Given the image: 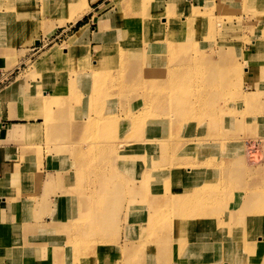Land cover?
<instances>
[{
    "label": "rangeland",
    "instance_id": "374dc122",
    "mask_svg": "<svg viewBox=\"0 0 264 264\" xmlns=\"http://www.w3.org/2000/svg\"><path fill=\"white\" fill-rule=\"evenodd\" d=\"M25 1L27 3L28 0ZM104 1L107 5L110 3V0H101L99 4L92 6L95 9V12L99 13V17L109 12V10L101 12L102 9L100 8V5ZM116 1L117 0H111V7L114 8V15L112 17L113 24L110 27L116 23L118 11ZM169 1L170 0H132L133 8L135 7L133 13H135L137 18H142L141 25H147L151 30V35L148 36V39L147 36L141 37V41L144 43H140L141 47L144 48V51H149V54L152 49H155L151 47L150 44L152 39L155 41L157 36H160L161 34L165 36L170 33L175 25L173 24L174 22L176 23V21H179L181 23V21L190 20V17L194 14L200 16V20L197 21L198 23H195L193 26L194 29L185 30L183 34L179 31L178 36L175 37L174 40L167 35L173 40V42L176 41V44L174 48H172L173 46L171 47L170 43L168 46H164L165 49H159L165 57V65L160 66L159 64L161 72H164V79L161 80L159 86H157L158 82H155L154 85L148 84V88L150 93L153 94V92H151L153 88L155 93L157 90H162L161 87H163V91L166 89V94L169 93L168 98H172L174 95L180 94L181 92L183 93L185 90L189 89V85L195 81L194 71H192L194 67L207 68V70L211 72V75L215 77V81L210 90L211 101L206 105L202 104L207 108L206 111H204L203 109L205 108H203L200 116L195 120L196 122L192 120L190 123H187V119L178 123V117L173 112H168L166 114L167 116H161L160 118L153 115L151 118L152 122H150L151 127H145L144 130L146 131L143 133L140 132L133 137L135 131L126 130L125 127L120 126L115 128L114 122L118 121V118L124 119L121 120V122H126L128 118L130 119L128 116L130 109L129 105L134 103V101L132 102L131 100H134L137 96L135 94H130L128 97L122 95H109V92H117L116 90L119 88L117 87L115 89V87L113 88L111 85L98 87L96 89L93 87L85 88L83 93L77 94V99L80 100L82 96H88L86 99H89V108L86 110L89 112L90 117L88 121L81 126V128L83 127V134H80L79 136H69L67 133H57V131H60L61 128L64 127L61 126L63 125L62 122L65 120V117L67 119L76 113L75 109L68 102L67 96H69V94H67L66 90L62 88L65 92L64 97L61 98L60 96L61 99H59L60 102L63 100L66 101L65 109H61V106H59L60 102L48 100L47 98H51L50 95H42L41 97L46 98L44 99L42 108L38 111L42 115H48L47 120H44V122L41 123H44L48 127L49 137H47L44 144L42 143L40 150H42L43 153L44 151L47 154L51 153L54 151V149L51 148L53 145L56 147V151L60 153H71L72 155V151L74 150L73 146L78 148L82 147L84 149H80V151L86 152L84 154H89L94 159H98L100 158L98 157V150L93 151L91 148L99 147V142L103 144V146H117L121 141H131L136 137H140V140L145 141L161 139L166 136L171 140V136L173 135H177L178 138L183 137V139L185 138L186 140L197 142L202 138L213 141L214 143H212L207 150L205 158H203V152L199 150L197 144L183 142V139L182 141L181 139L177 141L175 145L171 144L170 141H168V145L162 146L161 148L160 145H156L153 148H150L147 152L146 147H135L134 149H127V146L118 147L119 151L125 150L126 154H128L126 157L123 156V160H119L120 163L123 162L121 163L122 165H120V167H122L120 169H129V167H131L130 172L132 173L150 172L151 169L162 168L164 163L172 164L174 156H176V159L179 158L183 161H185L186 158H189L196 167H199V164L202 162L205 163V159H210L208 165L211 167V171L208 174H202L200 172L194 173L197 174L194 179L198 182V188L206 187L207 184L211 186V192L204 196L203 201L200 202L199 200L195 203L196 211L192 220L194 221L195 229L198 230L191 232L189 235L182 234L179 236L177 234L174 238H171L169 234L172 242H177L178 236V238L180 237L179 239L183 241L182 244L186 246H184L183 251L177 256H173V258L168 260L167 258H161L159 252L160 244H163L164 248H167L168 250H174L176 244L164 242L165 238H163V235L161 233L159 234L158 230H155V228L150 233L145 232V226H147L146 224H148L147 222L150 219L151 214H147L146 212L143 213L141 209L148 207L153 209L159 208L155 205L157 202L156 197L148 199V195L153 187L151 186L152 182L148 183L145 176L142 178H131L132 175H128L124 177L125 179H120L117 176L116 178L113 176L114 169H111V167L108 166L104 167V170L102 171L101 168H97V172H100L97 176V172L95 171L96 167L93 165H87L85 169L83 168V170H81L82 167L77 165L76 158L72 155L76 168V180L78 182V185L75 186H79V190L74 188V191L83 194L84 192L81 189H87L86 185L88 184L80 182V179L90 175L93 179L92 181L101 182L102 186L109 190L112 205L109 207V222L104 227L105 229L103 230L101 225L95 222L90 226L89 230L84 233V235L90 238L89 240H93L94 243L90 246L81 247L78 256L76 257L71 250L72 246L69 245L67 257L72 258L73 262L80 260L77 264H82L83 258L84 260L90 261L89 264H91V261L95 260L97 257L95 253L97 246L96 243L112 242L107 235L114 222L113 216L118 210H120L123 199L128 197L129 203V198L132 195V199L135 198L134 203L136 206L132 208L129 205L126 210H129L131 213L130 219L133 223H135L134 221H138L139 229L137 233L138 239L131 244H126L122 249L121 253L123 255H128L130 257L128 260L131 259L127 264H221L220 261H224V263H222L225 264L230 258H218V254L225 251L224 256H227L230 254L231 248L226 249L225 246H215L212 244L216 242L226 243L228 239L236 233H239L240 237H242L244 233H248L249 236L246 239H250V244H246L247 247H233V250L239 249L243 251L244 249H247L248 252L241 256H245L246 260L249 257H252V259L256 258L259 260V264H264V233H261L264 232V228L261 225H254L252 221L246 222L240 219L236 220L235 218L233 219V222L229 220V215L238 212L236 209L241 206L237 205V198L240 195L247 203V205H243L245 206V210L242 215L256 211L257 209L264 210V137H258L256 119L260 110L259 114L264 115V103L260 102V98H258L260 93L245 94V92H251L252 90H247L245 88L247 87L246 80H248L250 75L253 74L254 67L260 64V61H263L264 63V41L259 42L260 38H263L264 40V0H227L225 5H209L207 7L193 9L190 8L191 6L189 7L188 0H177L175 6H171ZM242 1L245 4L243 6L241 5ZM34 2L36 10H38L36 16L33 9L30 13L31 20H29L27 28L25 25L28 23V20H24L20 27L25 29L26 32L31 28L37 37L36 40H39L41 31L45 30L46 35L52 34L56 31L57 27L64 26L68 23V28H64L66 32H63L62 34L60 32L56 35L59 36L56 41L62 43L67 36L72 33L74 34L82 25L88 23L93 16V14L86 16L90 12L89 5V7L85 9L83 18H81L79 22V26L78 24L74 25L71 21L60 22L58 21L60 17H57V20L56 16H48L49 10L48 8L46 9L44 4H41L40 0H34ZM199 16H197L196 19H198ZM45 18H47V20H45ZM51 18L53 19L50 20ZM254 19L257 20L253 22ZM35 20L37 24L35 23ZM51 24H53L52 28H50ZM72 24L74 25L73 27H71ZM92 25L94 28H101L100 24L97 22H94ZM110 27L108 26V28ZM147 31L149 30L142 29L141 27V30H138L137 32H139L138 34L140 35L142 32ZM98 34L100 35L101 33ZM56 36L52 39H55ZM32 41L33 40L30 42L32 43ZM258 42L261 45H259ZM65 43L62 45L64 48L66 47ZM254 43L256 44L254 47L263 52L261 53L262 56L257 54V51L249 53V51L254 49ZM161 44L162 41L160 42V45ZM62 46L59 49L57 48L56 51H53V55H55V53L58 55L57 52H59L60 55L62 53ZM175 48L178 51L177 53ZM141 50L140 47L131 48V51L135 52H132L130 56L140 55L139 53ZM63 52H65L64 49ZM81 55H84V53ZM82 60V57L77 58L75 60L76 63L73 65L81 64L82 70L79 68V70H81L80 78L84 81L87 79V76L89 77V70H86L89 68H84L83 70ZM45 61L46 60L43 59L42 63L34 64V70L30 69V72H26L24 77H20L19 81H23L21 85L25 84L27 80L34 75L32 73L37 71L38 65L41 66ZM98 61L99 60H97V62ZM132 61L136 68L143 65V59ZM40 66L38 68H40ZM99 66H101V61L95 65L96 68H99ZM172 68H175V70ZM247 68L252 70L250 74H248ZM73 71H76V69L73 68ZM189 79L192 80L190 81ZM170 80L172 81L171 83L168 82ZM114 82L117 83L119 81L114 80L111 84ZM174 82H177L176 84L178 85H174ZM184 82L187 84L189 82V84L185 85ZM182 84L183 87L187 86V88L180 87ZM172 86L175 87L172 88ZM140 95L143 96L142 93H140ZM262 95H264V92H262ZM207 98L209 99V97ZM114 100L118 102L121 114H107V112H105L108 102ZM144 100L145 102L147 101L145 98ZM240 100L245 101V111L244 109H239L241 105L239 103ZM125 107L126 109H124ZM55 108H57V110H55ZM143 109V106L139 107L136 118H140L142 121H149L147 113H142ZM62 113L65 114V117ZM188 120L190 121L191 119ZM67 124L68 127H70V124ZM71 126L77 128V123L73 122ZM142 126H145V123H142ZM142 126H139L138 130H141ZM52 128L55 129V131H53ZM56 133L58 135H56ZM189 135H192V137H187ZM188 145L190 146L189 148L187 147ZM93 158L86 162L94 163L96 165L98 162L97 160H93ZM115 164L117 165V162ZM115 170L116 172H120L119 169ZM97 177L100 178V180H96ZM232 194L235 195L236 199L231 200L230 197H232ZM251 194L255 196L250 197ZM91 199L94 200L90 196L86 197V201H90ZM94 201L96 202V198ZM161 206L163 209L167 210V208L170 207V203L165 202L162 203ZM184 213H186L185 210L182 212V208H180V213L177 214L178 219L184 218ZM116 217H121V214L116 215ZM146 217L147 219L144 221L145 223L141 224L140 220ZM158 225L160 228L164 229V233H172L174 231L173 227H165L164 222H160ZM69 226L70 224L67 227V231L70 229ZM116 227H119V223ZM229 229L234 230L233 232L227 231ZM114 232L117 234V231ZM82 233L83 232H81V234ZM197 234L206 238H204L206 244H198L200 241H196L193 237ZM257 240L262 241L256 243ZM164 260L165 262H163ZM246 260L244 262H246ZM85 263L86 262H83V264ZM240 264L247 263L240 262Z\"/></svg>",
    "mask_w": 264,
    "mask_h": 264
},
{
    "label": "crops",
    "instance_id": "0c3cea01",
    "mask_svg": "<svg viewBox=\"0 0 264 264\" xmlns=\"http://www.w3.org/2000/svg\"><path fill=\"white\" fill-rule=\"evenodd\" d=\"M226 1L188 0V5L193 9L209 5L221 6ZM100 2L101 0H89L90 12L86 16H93L84 24L90 26L91 34L87 41L93 53L100 47V42L94 40V33L99 36L98 33L113 24L114 8L111 7V0L108 5L105 1L100 5L101 12L109 10L101 17L92 7ZM241 5H245L243 1ZM33 9L34 0H28L27 3L25 0H0V264H73L72 258L67 257L70 242L67 227L76 218L84 215V208L79 202L82 193L74 191L75 185H78L75 162L71 153H60L53 145L51 148L54 151L43 153L40 146L49 137L48 127L41 123L43 120L27 117L40 110L42 95L55 96L59 89H68V102L76 113L67 119L62 113L65 120L61 127H64L57 133L79 136L83 134L81 126L90 117L86 110L89 108V99H86V95L80 100L77 99V94L85 90L84 81L80 78L81 70L73 71V62L65 58L63 52L62 45L73 33L62 43L56 41L59 37L56 36L57 33L66 32L64 28H68V23L57 27L52 34L46 35L45 30L41 31L39 40H36L31 28L26 32L20 27L24 20H28L25 25L27 28ZM37 11L33 10L35 16ZM94 22L99 23L101 28H94ZM73 26L72 24L71 27ZM52 27L53 24L50 25ZM263 41L260 38L259 42ZM61 46L62 53L53 55V51ZM255 51L259 55L263 53L255 47L249 53ZM43 59L46 61L21 85L23 81H19V78L24 77L30 69L34 70L33 65L42 63ZM247 71L250 74L252 70L247 68ZM246 81L245 88L252 90L247 93L244 91L245 94L260 93L258 98L264 103L263 61L254 67L253 74ZM239 103V109L245 111V101L240 100ZM119 108L118 102L114 100L108 102L105 112L121 114ZM259 112L256 118L257 134L258 137H264V115ZM73 122L77 123V128L71 126ZM52 130L55 131L53 128ZM128 206L127 197L113 216L114 222L107 235L112 242L104 243L105 248L102 250H99V245L96 246L97 257L91 264H127L131 261L128 260V255L121 252L126 244L138 239L139 223H133L130 219L131 213L126 210ZM118 214L121 217L117 218ZM83 262L89 264L90 261L83 259L82 264Z\"/></svg>",
    "mask_w": 264,
    "mask_h": 264
},
{
    "label": "bare ground",
    "instance_id": "6f19581e",
    "mask_svg": "<svg viewBox=\"0 0 264 264\" xmlns=\"http://www.w3.org/2000/svg\"><path fill=\"white\" fill-rule=\"evenodd\" d=\"M40 1L41 4L45 5L46 9L48 8L49 10L48 16L49 15L56 16V18L60 17L59 20L57 18L58 21L60 22L71 21L74 25L80 22L81 18H83L85 9L89 7L88 0H40ZM116 3H117L116 6L118 8L116 23L110 28L107 27L105 31L101 32L99 36L97 35V33H94L95 34L94 40L96 42L97 41L100 42V47L96 48L97 53H93L91 45L87 41V38H89L91 34L89 25L81 26L78 29V31H76L65 43L66 44V47L64 48L65 58H68V60L72 61L74 64L76 63L75 60L77 58L82 57L83 60L81 62L83 65V70L84 68H89L86 69L89 70L88 72L89 77L87 76V79L84 80L85 88L93 87L96 89L98 87H106L107 85L109 86L111 85L113 88L115 87V89L117 87H119L120 89L118 88L116 90L117 92L110 90L113 91L111 93L109 92L108 89L109 95H117V96L122 95L128 97L130 94H135L137 96L136 98H134V100L133 99L131 100L132 102L134 101V103L129 105L130 109L128 116L130 117V119L128 118L126 122L124 121L121 122V120L124 119L118 118L117 120L119 122L118 121L114 122L115 126L113 124L115 128H118V126H120V127H125L126 130L135 131V135L133 137H135L140 132L143 133L144 131H146L144 130L145 127L146 128L151 127L150 122H152L151 118L153 117V115L158 116L160 118L161 116H165L168 112H173L178 117L177 120L178 123L186 119H187L186 120L187 123H190L192 120L194 121L197 120L198 116H200V113L202 112V109L205 108L203 109L204 111H206L207 109L203 105H206L208 102L211 101L210 90L212 89L213 87L212 84L215 81V77L211 75V72L207 70V68L194 67L192 71H194L195 81L191 85H189V89L185 90L183 93L181 92L180 94L174 95L173 97L171 96L172 98H168L169 93L166 94L165 91L167 90L165 89V91H163V87L161 86L160 87L162 88V90L160 91L157 90V92L155 93H154V88L152 90V86H151V90H152L151 92H153V94L150 93L148 84L154 85L155 82H158L157 86H159L161 80L164 79V72H161V67H159V64L160 66L165 65L164 64L165 57L159 49H165L164 46H168L170 43H171V47L173 46L172 48H174L176 41L173 42V40L175 39V37L178 36L179 31L180 33L183 34L185 30L194 29L193 26L195 25V23H198L197 21L200 20V16L194 14L190 17V20H184L181 21V23L179 21H176V23L174 22L173 24L175 25L172 28V31L168 34L166 33L173 40H171L167 35L164 36L161 34L160 36H157L156 37L157 39L155 41H153L152 39V41L150 42L151 47L155 49L154 50L152 49L151 53L149 54V51L147 52L144 51V48L141 47L140 43H144L141 41V37L147 36L148 39V36L151 35L150 33L151 30L147 25L145 26L141 25L140 23L142 21V18H137L135 16V13H133L135 7L133 8L132 0H117ZM169 3L171 6H175V4H177V0H170ZM34 10H36V7ZM197 16H199L198 19H196ZM52 19L53 18H51L50 20ZM45 20H47V18H45ZM141 27L142 29L144 28L149 31L142 32L139 35L138 34L139 32L137 31L141 30ZM161 41L162 44L160 45ZM259 45L261 44L259 43ZM253 46H256V44L254 43ZM133 47H140L142 49L141 52L139 53L140 55L130 56L132 52H135V51H131V48ZM177 52L178 51L176 49V53ZM82 53H84V55H81ZM137 59H143V65L136 68L132 60H137ZM97 60L101 61V66H99V68L95 67V65L99 62V61L97 62ZM39 66L40 65H38V67ZM79 68L82 70L81 64L74 65V69H79ZM172 69L175 70V68ZM81 80L83 81L82 78ZM114 80H117L119 82L117 83L114 82L111 84V82H113ZM168 82L171 83L172 81L170 80ZM176 83L174 85L177 86L178 84ZM184 83L185 85L187 84L186 82ZM174 87L175 86H172V88ZM180 87H183V84ZM183 88H187V86H184ZM65 90L67 94H69L67 89ZM64 93H65L64 89H59L54 97L51 96V98H47V99L53 102H60V99L64 97ZM140 93H142L143 96H141ZM207 97H209V99ZM45 98H41L39 103L41 104L40 108H42ZM144 98L147 99L146 102ZM65 103H66L65 100L59 103L61 109L66 108ZM134 105L135 107H132ZM140 106L144 107L142 113H147L149 117V121H142L140 118H136ZM124 109H126V107ZM40 116H44L45 120H47L48 118V115L46 114L42 115L39 111L35 112L34 114H29L27 118H34L38 120L40 119L43 120L44 122V119H42ZM188 119L191 120L189 121ZM142 123H145V126H142ZM40 124L41 123H39V125ZM139 126H142L141 130H138ZM192 135H189L187 137H192ZM139 138L136 137L131 141L130 140L121 141L120 143H118L119 146L118 144L117 146L115 145L103 146V144L99 142V147L91 148L93 151L98 150V157H100L98 159H94L89 154L88 155L84 154L86 152L80 151V149L81 150L84 149L82 147L78 148L73 146L74 150L72 151V155L75 156L77 165H80L82 167L81 170H83V168L85 169L87 165L89 166L93 165L94 167H96L95 171L97 172V168L99 169L101 168L102 171L104 170V167L108 166L111 167V169H114V173H113L114 177L117 176L120 179H125L124 177L128 175H132L131 178H142L143 176H145L148 183L152 182L151 186L153 187L151 189L150 194L148 195L149 196L148 199L152 197H156L157 202L155 205L156 207L159 208L153 209L151 207H148L141 209L143 213L146 212L147 214H151L150 219L147 222L148 224H146L147 226H145L146 227L145 232L150 233L155 228V230H158L159 234L161 233L163 235V238H165L164 242H168V243L170 242L176 244L174 250H168L167 248H164L163 244H160L159 252L161 254V258H167L168 260L170 258H173V256H177L181 251H183L184 246H186L182 244L183 241L179 239L180 237L178 238L177 236V242H172L171 238L176 237L177 234L179 236L182 234L189 235L191 234V232L198 230L195 229L194 221L192 220V217L196 211L195 203L196 201L199 200L200 202L203 201L204 196H206L207 193L211 192V188H210L211 186L207 184L206 187L198 188V182L197 180L194 179V177L197 174L194 173L200 172L202 174H208L211 171V167L208 165L210 159L209 158L205 159V163L202 162L199 164V167H196L189 158H186V160L183 161L180 160L179 158L176 159V156H174L172 164L164 163L162 168L151 169L150 172L132 173L130 172L131 167H129V169L128 168H123V170L120 169L122 168L120 167V165H122L121 163L123 162L120 163L119 160H123L122 159L123 156L126 157L128 154H126L125 150L119 151L118 147L127 146V149H131V148L134 149L135 147L137 148L146 147L147 148L146 152H147L149 151L150 148H153L156 145H160L161 148L162 146L168 145L169 143L168 141H170L171 144L175 145L177 141H179L180 139L182 141L183 139V137L178 138L177 135L171 136V140L169 137L167 138L166 136L161 139L145 140V141L140 140ZM183 142H192L197 144L199 146V150L203 152L202 153V155H204L203 158H205L209 147L212 145V143H214L213 141H209L208 139L205 138L199 139L198 142L186 140L184 138ZM187 147L189 148L190 146L188 145ZM92 158L93 160H97L98 163L96 165L94 163L86 162V161H90ZM116 162L117 165L115 164ZM115 169H119L120 172H116ZM99 174L100 172L99 173L97 172V176ZM92 180L93 179L91 178L90 175L86 177H82L80 179V182H84L88 184L86 185L87 189L85 190L81 189L84 193L82 194L81 196L82 198L79 201L80 205H82L84 208L83 211L84 215L76 218L74 222H72V224H70L69 226L70 228L68 231L70 236L69 245L72 246L71 250L73 254H75V257L78 256L81 247L90 246L94 243L93 240H89L90 238L84 235V233H86V231L89 230L90 226L93 225L95 222H97V224L101 225V228H103L104 230L105 229L104 227L109 222L108 219V213L110 209L109 207L112 205V202L110 200L111 196L109 194V190L106 187L102 186L101 182L92 181ZM96 180H100V178L97 177ZM74 188L78 189L79 186L78 187L75 186ZM88 196L92 197L94 200L96 198V202L92 199H91L92 201L91 200L86 201V197ZM251 196H255V195L251 194L250 197ZM132 198L133 197L131 195V197L129 198L130 199L129 205L133 208L136 205L134 203L135 198L134 199ZM230 198L231 200L236 199L234 194H232V197ZM237 199H238L237 205H241V206L238 209H236L238 210V212L236 213L234 212L233 214L229 215V220L233 222V219L235 218L236 220L240 219L246 222L252 221L254 225H261L264 228V210L257 209L256 211H252L250 213L242 215L245 210V206L243 205L244 204L247 205V203L244 199H242L241 196H239ZM165 202L170 203V207L167 208V210L163 209L161 206V204ZM180 208H182V212L184 210L186 212L183 214L185 216L182 219H178L177 217V214L180 213ZM146 219L147 217L142 218L140 220L141 221L140 223L144 224L145 223L144 221ZM160 222H164L165 227H173L174 231L172 230L173 231L172 233H168V232L164 233L163 231L164 229L160 228L158 225ZM233 230L234 229H229L227 231L233 232ZM81 232L83 233L81 234ZM169 234L171 238L169 237ZM248 236H249L248 233H244L242 237H240L239 233H236L233 236H231L226 243L216 242L212 244L215 246L218 245L225 246L226 249L231 248L230 254L224 256L225 251H222L221 253L218 254V258L220 257L230 258L228 260L229 262L226 261L225 264H240V262L247 264H259V260L256 258L252 259V257H249L246 260L245 256H241L242 254L245 255L248 252L247 249H244L243 251L239 249L233 250V247L236 248L247 247L246 244H250L249 243L250 239H246ZM193 237L196 241L198 240L200 241V243H198L199 245L206 244L205 237H202L198 234L194 235ZM241 238L243 241L241 240ZM260 241L257 240L256 243H259ZM104 243L105 242H97L96 244L99 245V249H101L104 246L103 245ZM245 260L246 262H244ZM79 262L80 260L74 261V264H77ZM163 262H165V260ZM222 262L224 263V261H220L221 264H223Z\"/></svg>",
    "mask_w": 264,
    "mask_h": 264
},
{
    "label": "trees",
    "instance_id": "16d2710c",
    "mask_svg": "<svg viewBox=\"0 0 264 264\" xmlns=\"http://www.w3.org/2000/svg\"><path fill=\"white\" fill-rule=\"evenodd\" d=\"M80 25V23H78V26Z\"/></svg>",
    "mask_w": 264,
    "mask_h": 264
}]
</instances>
